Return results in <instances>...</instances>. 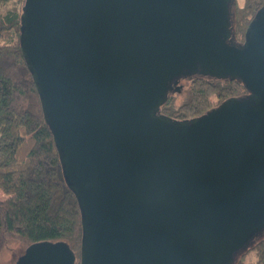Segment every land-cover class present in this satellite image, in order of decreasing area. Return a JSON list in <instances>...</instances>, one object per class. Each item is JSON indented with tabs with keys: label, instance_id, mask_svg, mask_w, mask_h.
I'll use <instances>...</instances> for the list:
<instances>
[{
	"label": "water",
	"instance_id": "95a60500",
	"mask_svg": "<svg viewBox=\"0 0 264 264\" xmlns=\"http://www.w3.org/2000/svg\"><path fill=\"white\" fill-rule=\"evenodd\" d=\"M233 5L24 0L20 47L80 205L79 264H234L264 233V5L242 44ZM197 75L249 93L188 120L159 112ZM16 264L76 255L38 241Z\"/></svg>",
	"mask_w": 264,
	"mask_h": 264
},
{
	"label": "trees",
	"instance_id": "16d2710c",
	"mask_svg": "<svg viewBox=\"0 0 264 264\" xmlns=\"http://www.w3.org/2000/svg\"><path fill=\"white\" fill-rule=\"evenodd\" d=\"M23 5L24 0H0V251L11 240L24 245L21 254L34 242L63 240L79 264L81 209L20 47ZM263 5L264 0H244L241 6L234 0V43L245 41L248 25ZM248 93L238 79L197 75L190 78L180 104L174 105L169 93L159 112L188 120ZM234 264H264V233L236 253Z\"/></svg>",
	"mask_w": 264,
	"mask_h": 264
},
{
	"label": "rangeland",
	"instance_id": "374dc122",
	"mask_svg": "<svg viewBox=\"0 0 264 264\" xmlns=\"http://www.w3.org/2000/svg\"><path fill=\"white\" fill-rule=\"evenodd\" d=\"M237 4L241 6L244 0H236ZM190 79L188 77H181L173 86L171 92L174 98V105L180 104L186 94V90L189 86ZM179 86V87H178ZM4 194L0 191V197H3ZM254 239V238H253ZM24 249V245L17 241L11 240L6 246L0 251V264H14L17 257L21 254Z\"/></svg>",
	"mask_w": 264,
	"mask_h": 264
}]
</instances>
